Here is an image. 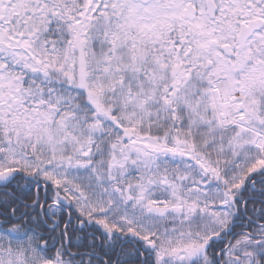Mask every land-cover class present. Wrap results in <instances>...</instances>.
Here are the masks:
<instances>
[{"label": "snow or ice", "instance_id": "snow-or-ice-1", "mask_svg": "<svg viewBox=\"0 0 264 264\" xmlns=\"http://www.w3.org/2000/svg\"><path fill=\"white\" fill-rule=\"evenodd\" d=\"M0 264H264V0H0Z\"/></svg>", "mask_w": 264, "mask_h": 264}]
</instances>
